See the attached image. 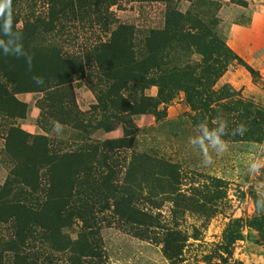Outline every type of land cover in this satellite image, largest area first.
Masks as SVG:
<instances>
[{
    "label": "rangeland",
    "instance_id": "rangeland-1",
    "mask_svg": "<svg viewBox=\"0 0 264 264\" xmlns=\"http://www.w3.org/2000/svg\"><path fill=\"white\" fill-rule=\"evenodd\" d=\"M1 60L0 264H264V0H11Z\"/></svg>",
    "mask_w": 264,
    "mask_h": 264
},
{
    "label": "trees",
    "instance_id": "trees-1",
    "mask_svg": "<svg viewBox=\"0 0 264 264\" xmlns=\"http://www.w3.org/2000/svg\"><path fill=\"white\" fill-rule=\"evenodd\" d=\"M111 45V50H112V53L117 56V57H123L125 55V57L127 56H130V54L132 53L130 51V49L128 50L127 48H124V43L121 39L117 40L116 42H113ZM124 57V58H125ZM225 59H215L214 62L216 63H220L221 61L223 62H226L225 65H227L230 61V57H228L227 55H224ZM99 58V56H98ZM150 59V57L148 58ZM209 60V59H208ZM50 62V61H49ZM150 62V66L152 67L153 66V63L154 62V58H153V61H149ZM213 62V61H212ZM213 62V63H214ZM122 65L124 66V63H122ZM137 68H140V69H143L145 66H146V60H140L138 63H137ZM9 67V64L7 61L5 60H1L0 61V70L1 72L4 74V77L6 78L7 81H11V79L9 78V75L7 74V72L5 71L6 68ZM123 70H119L118 72H122ZM125 71L128 73V77L130 78H134L138 83H140V81H142L141 77H139V74H137V72L139 70L135 69V67L133 65L131 66H126L125 68ZM137 75V76H136ZM219 74L215 75V78L218 77ZM162 80V79H161ZM160 80V81H161ZM163 83V85L165 84L164 81H161ZM212 83V82H211ZM2 86V84H0V87ZM218 93V91H216ZM215 92V93H216ZM186 98L187 100L189 101V104L192 106V108L194 110H205L206 111V108L208 107L207 106V103H210L211 101V98L209 96H207L206 98H202L201 95L199 92H189V91H186ZM167 93L166 91L164 90V88H159L158 90V97L161 101H163L166 97H167ZM217 96H220V95H217ZM218 99H221V97ZM217 99V100H218ZM224 107H226V105L224 104ZM209 110V109H207ZM238 112L240 113V116H244V118H248V117H251L250 121L251 123H254L256 118L255 116L256 115H251L249 112H248V107L245 106V107H240L238 109ZM248 114V115H247ZM260 118L259 116H257V119ZM262 121L264 122V118L262 119ZM257 130H260V129H257ZM71 160H74L76 159L75 157H70ZM257 224L259 225H262V222H257ZM264 225V224H263ZM225 248V247H224Z\"/></svg>",
    "mask_w": 264,
    "mask_h": 264
},
{
    "label": "clouds",
    "instance_id": "clouds-1",
    "mask_svg": "<svg viewBox=\"0 0 264 264\" xmlns=\"http://www.w3.org/2000/svg\"><path fill=\"white\" fill-rule=\"evenodd\" d=\"M10 3H11V0H0V15H2L6 10L10 9ZM6 27H7V25H6ZM5 51H7V49H6ZM15 51H16V52H19L20 49L17 48V49H15ZM36 82H37L38 84H39V83H42V81L39 80V79H37ZM59 127H60L59 124H57V129H59ZM244 131H246V129H245V127H244L243 125H241V126H239V127L237 128V132H238L239 134H243ZM218 142H219V141H218Z\"/></svg>",
    "mask_w": 264,
    "mask_h": 264
}]
</instances>
